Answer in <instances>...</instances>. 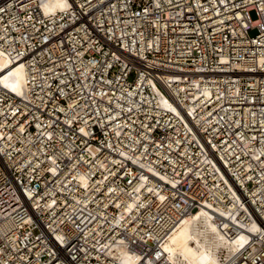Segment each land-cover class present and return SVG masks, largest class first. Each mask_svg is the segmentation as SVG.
I'll return each instance as SVG.
<instances>
[{
    "label": "built area",
    "instance_id": "obj_1",
    "mask_svg": "<svg viewBox=\"0 0 264 264\" xmlns=\"http://www.w3.org/2000/svg\"><path fill=\"white\" fill-rule=\"evenodd\" d=\"M68 1L0 0V264H171L200 209L264 264V0Z\"/></svg>",
    "mask_w": 264,
    "mask_h": 264
},
{
    "label": "bare ground",
    "instance_id": "obj_2",
    "mask_svg": "<svg viewBox=\"0 0 264 264\" xmlns=\"http://www.w3.org/2000/svg\"><path fill=\"white\" fill-rule=\"evenodd\" d=\"M70 7L68 0H45L42 10L47 14L46 16H50ZM28 77L25 65L21 62L14 63L13 59L0 49V82L3 86L20 95L26 88ZM161 104L181 116L177 108L168 100L161 99ZM217 169L227 183L232 198H238L220 168ZM216 212L226 216L224 211ZM246 230L256 233L259 231V226L256 222H252ZM246 239V234L240 233L233 241H228L216 224L215 216L208 210L200 209L184 218L163 244L162 250L171 264H218L222 255L237 250ZM118 258L122 264L135 262V259L125 251H120Z\"/></svg>",
    "mask_w": 264,
    "mask_h": 264
},
{
    "label": "rangeland",
    "instance_id": "obj_3",
    "mask_svg": "<svg viewBox=\"0 0 264 264\" xmlns=\"http://www.w3.org/2000/svg\"><path fill=\"white\" fill-rule=\"evenodd\" d=\"M250 18H251V20H255V19H256V15H255L254 12H251V13H250ZM248 34H249L251 37H252V36H255V35H256V31H255V30H252V31H250Z\"/></svg>",
    "mask_w": 264,
    "mask_h": 264
}]
</instances>
